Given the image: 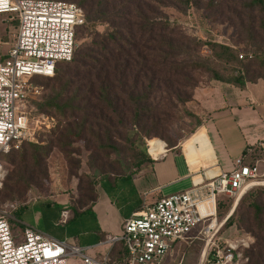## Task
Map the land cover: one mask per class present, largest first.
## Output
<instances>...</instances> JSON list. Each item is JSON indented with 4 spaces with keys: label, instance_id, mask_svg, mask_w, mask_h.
<instances>
[{
    "label": "trees",
    "instance_id": "obj_1",
    "mask_svg": "<svg viewBox=\"0 0 264 264\" xmlns=\"http://www.w3.org/2000/svg\"><path fill=\"white\" fill-rule=\"evenodd\" d=\"M66 1H77L75 3L85 10L86 22L77 30V42L79 36L83 41L75 49L71 61L57 63L53 76H41L48 83L50 92L44 93L45 89L40 85L41 95L33 101L32 106L36 111L50 116H53L50 113L56 112L78 119H71L66 131L56 139L57 142L67 138V134L81 137L87 125L91 126V130L96 126L106 139L100 146L114 149L120 158V172H101L95 188L89 191L92 194L89 204H82V207L72 204L74 213L88 209L96 201L97 186L101 180L113 175L132 177L153 162L146 152L132 149L131 155L122 154L119 146L110 142V130L115 124L128 128L129 120L146 136L153 137L163 113L171 112L172 108L180 105L184 109V116L195 123V132L203 123L195 110V90L200 86L196 73L207 75L208 87L213 80H217L245 88L249 82L264 78V58L259 71L253 69L250 62L240 58V51L229 44L184 35L178 23L172 21L165 11L175 8L185 13L191 8H198L197 0ZM202 7L209 12L235 16L239 25L246 29L247 38L252 40L257 36L252 31L254 22L248 20H251L250 15L257 12L261 15L260 25L264 31V0H209ZM227 18L234 20L233 17ZM204 46H208L209 55L202 53ZM39 135L40 132L38 142H24L19 149L11 151L12 155L30 152L33 160L29 165L27 162L30 159L26 156L19 160L15 157L12 159V164L17 168L12 176L16 185L20 184V176L26 173L29 177L22 178L28 186L38 180L47 155L46 146L39 143ZM161 143V147H164V143ZM177 144L167 142L168 147ZM21 167L25 170L19 175ZM15 184L6 182L5 190L12 191ZM26 208L27 205L18 206L14 215L19 217ZM232 208L231 202L219 198V219L225 220L221 228L238 224L250 232L255 238L250 263L264 264V185L250 188L229 216ZM118 246L119 249H115V245L110 250L113 256L109 261L111 264H126L127 250L123 245Z\"/></svg>",
    "mask_w": 264,
    "mask_h": 264
},
{
    "label": "built area",
    "instance_id": "obj_2",
    "mask_svg": "<svg viewBox=\"0 0 264 264\" xmlns=\"http://www.w3.org/2000/svg\"><path fill=\"white\" fill-rule=\"evenodd\" d=\"M0 14L18 19V31L6 60L0 62V154L19 149L24 142H38V132L52 128L54 116L32 106L42 92L37 76H53L60 61H71L78 46L77 30L86 22L82 6L66 0H0ZM148 153L150 152L148 142ZM5 167L0 158V190ZM264 185V173L257 164L236 160L231 172L206 175L190 189L166 195L145 204L125 219L122 231L107 243L123 245L126 264H165L179 242L190 240L194 231L205 235V264H241L243 254L228 242L223 248L214 240L223 222L218 220V201L222 195L241 198L250 188ZM18 203L0 207V264H68L72 254L84 264H108L94 259L80 247L50 237L42 231L24 227V240L16 242L9 222ZM110 253V251H109Z\"/></svg>",
    "mask_w": 264,
    "mask_h": 264
},
{
    "label": "rangeland",
    "instance_id": "obj_3",
    "mask_svg": "<svg viewBox=\"0 0 264 264\" xmlns=\"http://www.w3.org/2000/svg\"><path fill=\"white\" fill-rule=\"evenodd\" d=\"M199 1L198 8H191L187 12H180L175 8H167L172 21L178 23V26L189 37H196L204 41L214 39L220 43L229 44L240 51V58L245 62H250L253 69H260L261 61L264 58V31L261 29L259 13L250 15L249 21L254 22L252 31L257 36L255 40L248 39V33L245 28H242L238 23V18L229 14L222 15L220 12H209L202 7L209 0ZM77 2V1H75ZM227 17H233L234 20H228ZM16 21V22H15ZM13 24H18L16 19ZM18 26V25H17ZM83 38L79 36L78 47L82 43ZM261 45V48L258 46ZM202 53L209 55L208 46H204ZM196 80L200 82V86L196 88L195 95L200 89L207 88V75L201 72L196 73ZM217 81V80H213ZM212 81V82H213ZM35 83L41 85L45 90L44 93H49L50 88L47 87L43 77H36ZM52 86L58 87L57 84ZM197 101L195 110L199 112L200 104ZM193 107L192 104H189ZM56 119L52 128L40 130L39 143L46 146L47 155L44 159L43 166L38 174V180L31 186L22 177H29L23 174L20 176V184L16 185L12 181V176L16 172V166L12 164V159L19 160L26 156L30 161H33L30 152L23 155L22 152L15 154H0L5 167V179L3 188L0 190V207L6 206L9 203H18L19 207L27 205L24 212L17 217L16 210L10 212L9 222L12 227V233L16 242L24 240V224L38 221L41 224L59 226L61 230H68L66 233V241L70 247H80L85 249V253L90 257L104 262L105 257H108V264H111L109 258L112 256L109 251L111 245L107 243L108 237L100 246L85 247L88 241L94 238L97 234H101L96 221L91 215L79 216V218L70 220L69 224L53 220L55 211L58 215L61 213L63 201L74 204L76 207H82V204H89L92 194L89 192L95 188V184L102 173L114 172L119 173L118 166L119 154L111 148L100 146L105 143L104 134L99 133V130L94 126L87 125L86 130L81 137L78 135L67 134L68 137L61 142L56 139L66 131L67 126L72 121H78L72 118L69 114L61 115L59 113H50ZM184 109L180 105L172 108L166 113H163L161 124L157 126L156 136L148 137L144 132L136 127L128 120V128L119 127L115 124L109 136L111 143L118 145L121 153L131 155L132 149L138 152L148 153V142L150 152L157 155L166 147V143H179L188 138L194 133L195 123L184 116ZM128 117H130L128 115ZM198 129V128H197ZM196 129V130H197ZM59 130V131H58ZM101 131V130H100ZM56 141V142H55ZM161 142L164 147H161ZM24 171L20 168L19 175ZM13 185L12 191L5 190V185ZM106 185H109L108 183ZM263 194V193H261ZM225 202H231L233 208L231 215L236 208L234 207L235 198L227 195H222ZM44 212V213H42ZM242 212H245L243 210ZM249 211H247L248 213ZM48 213V214H47ZM246 213V214H247ZM219 222H222L219 219ZM113 235V234H111ZM114 236V235H113ZM205 235H199L198 230L194 231L190 240L177 243L167 255L165 264H205L203 261V251L206 244ZM214 240L221 246L225 247L228 242H233L237 245V251L243 254L241 264H251L250 252L255 245L254 236L246 231L245 228H240L238 224L225 226L219 230ZM119 249V246L114 247ZM68 264H84L83 258L78 254H72L68 258Z\"/></svg>",
    "mask_w": 264,
    "mask_h": 264
},
{
    "label": "crops",
    "instance_id": "obj_4",
    "mask_svg": "<svg viewBox=\"0 0 264 264\" xmlns=\"http://www.w3.org/2000/svg\"><path fill=\"white\" fill-rule=\"evenodd\" d=\"M14 21L8 14H0V62L7 59L18 31ZM195 98L203 123L192 135L174 147L166 143L163 152L150 155L153 162L132 177L113 175L101 180L97 199L88 209L74 213L72 203L64 200L61 213L55 211L53 217L56 225L91 215L101 234L96 233L84 246H100L107 237L120 234L125 219L145 204L190 189L195 182L205 180L206 175L231 172L239 158L257 164L264 173V78L249 82L245 88L213 81L200 89ZM24 226L67 240L68 230L54 224L48 226L36 220Z\"/></svg>",
    "mask_w": 264,
    "mask_h": 264
},
{
    "label": "bare ground",
    "instance_id": "obj_5",
    "mask_svg": "<svg viewBox=\"0 0 264 264\" xmlns=\"http://www.w3.org/2000/svg\"><path fill=\"white\" fill-rule=\"evenodd\" d=\"M160 152H163V150H161ZM159 152V153H160ZM240 197L239 198H237L236 200H235V202H234V207L239 203V201H240ZM223 222V224H224V221H222Z\"/></svg>",
    "mask_w": 264,
    "mask_h": 264
},
{
    "label": "water",
    "instance_id": "obj_6",
    "mask_svg": "<svg viewBox=\"0 0 264 264\" xmlns=\"http://www.w3.org/2000/svg\"><path fill=\"white\" fill-rule=\"evenodd\" d=\"M234 210H235V209H234ZM229 216H230V215H229ZM229 216H228V217H229ZM228 217H227V218H228Z\"/></svg>",
    "mask_w": 264,
    "mask_h": 264
}]
</instances>
